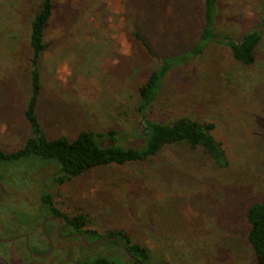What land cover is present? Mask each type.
I'll return each mask as SVG.
<instances>
[{
	"label": "rangeland",
	"instance_id": "1",
	"mask_svg": "<svg viewBox=\"0 0 264 264\" xmlns=\"http://www.w3.org/2000/svg\"><path fill=\"white\" fill-rule=\"evenodd\" d=\"M40 0H0V149L29 135L28 24ZM46 48L37 60L34 114L44 136L71 141L106 133L99 146L141 144L137 89L164 58L191 47L201 30V0H50ZM132 25L145 43L132 36ZM256 31L250 65L235 62L216 39ZM213 36L200 55L170 66L145 117L211 124L225 165L200 149L168 145L145 161L91 168L62 184L38 159L0 163V240L42 239L40 197L65 216L84 214L85 229L122 230L148 252L149 264H255L245 241L246 208L264 201V0H218ZM45 232L46 229L42 227ZM46 234V232H45ZM47 236V235H46ZM0 243L6 264H77L95 255L128 264L118 248L51 235L46 250ZM95 241V240H94ZM45 242V243H44ZM93 242V241H92ZM47 256H36L45 251ZM49 253V254H48Z\"/></svg>",
	"mask_w": 264,
	"mask_h": 264
},
{
	"label": "trees",
	"instance_id": "2",
	"mask_svg": "<svg viewBox=\"0 0 264 264\" xmlns=\"http://www.w3.org/2000/svg\"><path fill=\"white\" fill-rule=\"evenodd\" d=\"M217 1L201 0L202 24L195 43L177 56L160 60L156 69L148 73L145 81L137 89L136 111L140 116L139 127L142 141L137 148H122L115 145L99 146V138L105 135L113 140L114 131L106 133L81 131L71 141L65 137L49 140L42 133L34 114L39 92L37 60L40 53L46 48L43 42V32L51 15V2L50 0H40L28 24L27 44L31 54L29 57L30 95L23 110V118L28 126L29 135L13 151L5 152L0 149V163L18 162L28 158L51 162L56 166L52 181L55 184H62L94 167L141 162L153 157L165 146L185 145L190 149H200L216 166H224L226 162L220 144L210 134L213 127L211 124L199 123L183 117L171 122L151 121L145 117L146 110L158 91L161 79L170 66L180 64L189 57L200 55L205 45L211 40H215L213 29ZM131 34L135 40L147 48L134 25H132ZM216 41L228 49L235 62L246 66L252 64L254 60L259 34L256 31H249L244 32L236 41L229 36H223ZM40 201L48 215H57L62 219V234H79L87 243L103 237H115L123 244L133 260L128 259L122 253L116 241L108 240L106 242L116 246L121 255L128 259V264L150 263L147 250L141 244L133 242L124 231L111 230L104 236H100L95 231L84 228L86 224L84 214L65 216L57 212L52 207L48 194L41 196ZM244 219L247 224L245 241L251 250L255 264H264V201L249 205L245 210ZM77 240L81 248L84 249L80 240ZM77 264L122 263L113 258L95 255L82 258L77 261Z\"/></svg>",
	"mask_w": 264,
	"mask_h": 264
},
{
	"label": "flooded vegetation",
	"instance_id": "3",
	"mask_svg": "<svg viewBox=\"0 0 264 264\" xmlns=\"http://www.w3.org/2000/svg\"><path fill=\"white\" fill-rule=\"evenodd\" d=\"M42 218H43L42 220L44 221V222L42 221L43 222L42 227L44 229H46L45 232H46V235H47L50 243H52V240H51V235L52 234L57 239H60V240H67V239H76L77 240L78 239L77 237H71V235H74V234H62V232H63V230H62L63 229V221L61 219L60 224L58 223V218H60L59 216H57V215H48L46 213L45 216L42 217ZM20 236L21 237L19 239H21L20 241L22 242V247H23L24 251H25V248H24V236H26V238H27L28 247L31 246L35 252H36V249H38V247L40 246V244L43 243L42 241L45 240L43 236H41L42 239H43V240L41 239L42 241L41 240L40 241L37 240L36 242L34 241V239L30 238L28 235L21 234ZM13 241H15V240H12L10 242H13ZM45 242H46V250H47L49 243L46 240H45ZM3 244H7V243H3ZM52 246H53V243H52ZM46 250L43 251L42 253H40L39 255L45 254ZM4 255H5V251L1 250L0 251V264H6V262L4 260ZM27 255H29V254L27 253ZM45 256H47V254Z\"/></svg>",
	"mask_w": 264,
	"mask_h": 264
},
{
	"label": "water",
	"instance_id": "4",
	"mask_svg": "<svg viewBox=\"0 0 264 264\" xmlns=\"http://www.w3.org/2000/svg\"><path fill=\"white\" fill-rule=\"evenodd\" d=\"M43 222H44V221H43ZM43 222L40 224L39 228H40V231H41L42 236H43L44 239L49 243V247H50V246H51V243H50L48 237L46 236V234L44 233V231H43V229H42V224H43ZM60 222H61V218H58V223L60 224ZM20 237H21V236H17V237H15V238L11 239V240H9V239H2V240H0V243H8V242H10V241H12V240L19 239ZM71 237H77V238L80 240L81 244H82L84 247H92V246H94V245H96V244H98V243H100V242H105V241H108V240L116 241L117 244H118V246H119V248H120V250L122 251V253H123L128 259L133 260L132 257H130L129 254L126 252V250H125L123 244H122L117 238H115V237H103V238H101V239H97V240H95V241H93V242H90V243H87V242L84 240L83 236H81V235H79V234L71 235ZM24 248H25L26 251H28L27 253L32 254L31 251H30V249H29V247H28V245H27V238H26V236H24ZM32 255L34 256L35 254H32ZM36 256H40V257H42V256H45V254H43V255H36Z\"/></svg>",
	"mask_w": 264,
	"mask_h": 264
}]
</instances>
